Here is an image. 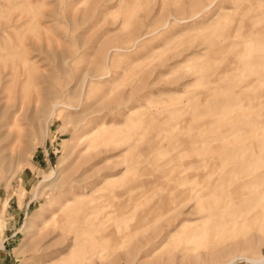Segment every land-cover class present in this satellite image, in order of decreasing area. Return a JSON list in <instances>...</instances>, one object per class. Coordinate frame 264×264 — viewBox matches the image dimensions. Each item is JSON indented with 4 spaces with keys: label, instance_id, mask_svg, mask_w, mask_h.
Here are the masks:
<instances>
[{
    "label": "rangeland",
    "instance_id": "obj_1",
    "mask_svg": "<svg viewBox=\"0 0 264 264\" xmlns=\"http://www.w3.org/2000/svg\"><path fill=\"white\" fill-rule=\"evenodd\" d=\"M0 264H264V0H0Z\"/></svg>",
    "mask_w": 264,
    "mask_h": 264
},
{
    "label": "bare ground",
    "instance_id": "obj_2",
    "mask_svg": "<svg viewBox=\"0 0 264 264\" xmlns=\"http://www.w3.org/2000/svg\"><path fill=\"white\" fill-rule=\"evenodd\" d=\"M53 175H55V172H52V174H51V176L50 177H52ZM49 177V176H48ZM51 179V178H50ZM235 261V260H234Z\"/></svg>",
    "mask_w": 264,
    "mask_h": 264
}]
</instances>
